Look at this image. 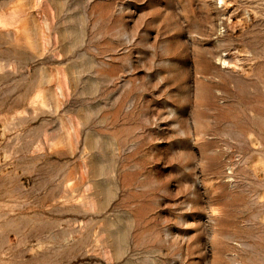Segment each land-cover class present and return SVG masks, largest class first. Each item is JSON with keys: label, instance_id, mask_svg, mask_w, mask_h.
<instances>
[{"label": "rangeland", "instance_id": "1", "mask_svg": "<svg viewBox=\"0 0 264 264\" xmlns=\"http://www.w3.org/2000/svg\"><path fill=\"white\" fill-rule=\"evenodd\" d=\"M0 264H264V0H0Z\"/></svg>", "mask_w": 264, "mask_h": 264}]
</instances>
